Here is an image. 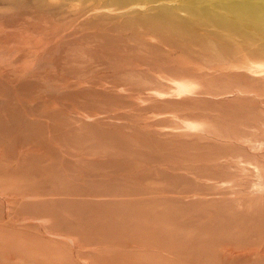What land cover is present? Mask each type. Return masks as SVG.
Listing matches in <instances>:
<instances>
[{
    "label": "rangeland",
    "instance_id": "rangeland-1",
    "mask_svg": "<svg viewBox=\"0 0 264 264\" xmlns=\"http://www.w3.org/2000/svg\"><path fill=\"white\" fill-rule=\"evenodd\" d=\"M0 264H264V0H0Z\"/></svg>",
    "mask_w": 264,
    "mask_h": 264
}]
</instances>
